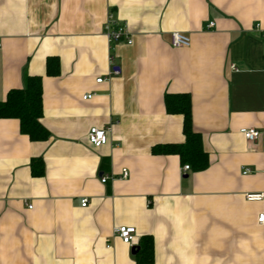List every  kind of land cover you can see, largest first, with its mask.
I'll use <instances>...</instances> for the list:
<instances>
[{
	"label": "crops",
	"instance_id": "obj_1",
	"mask_svg": "<svg viewBox=\"0 0 264 264\" xmlns=\"http://www.w3.org/2000/svg\"><path fill=\"white\" fill-rule=\"evenodd\" d=\"M109 16L130 44L110 42ZM26 76L41 78L48 138L0 117V264H264V0H0V102ZM175 93L190 96L201 170L152 152L184 141ZM92 126L110 127L105 144ZM121 225L151 237L152 262Z\"/></svg>",
	"mask_w": 264,
	"mask_h": 264
},
{
	"label": "trees",
	"instance_id": "obj_2",
	"mask_svg": "<svg viewBox=\"0 0 264 264\" xmlns=\"http://www.w3.org/2000/svg\"><path fill=\"white\" fill-rule=\"evenodd\" d=\"M49 72V71H48ZM165 109L168 113H179L183 117L181 143H164L152 147L156 154H177L180 163L188 164L192 170H201L208 164V155L202 145L200 133L193 130L190 110V96L187 93L166 94ZM42 86L40 76H26L21 88L7 92L6 99L0 102V117L17 118L20 131L31 140H45L48 131L40 123L42 116ZM33 174H43V164L32 169ZM138 250L134 254L138 263L152 262V240L149 235L141 237Z\"/></svg>",
	"mask_w": 264,
	"mask_h": 264
},
{
	"label": "built area",
	"instance_id": "obj_3",
	"mask_svg": "<svg viewBox=\"0 0 264 264\" xmlns=\"http://www.w3.org/2000/svg\"><path fill=\"white\" fill-rule=\"evenodd\" d=\"M214 26L213 22H209L206 27L210 28ZM104 31L110 42H116V41H123L127 44H130L132 40L130 39V35L126 29V27L120 23H118L116 20H114L111 16H109L108 20L104 24ZM190 37L184 33L173 31L171 33V45L173 47H187L190 45ZM232 68L234 66L232 65ZM118 70L116 68L112 69V73H117ZM96 82H101L102 78L99 77L95 80ZM91 94H85L83 95V98H90ZM110 130V127H96L92 126L89 128L87 132V139L89 143H91L93 146L98 147L103 144H105L108 141V132ZM241 133L243 134L244 138L248 141L255 140L260 132L257 129H241ZM190 169L188 164H184L181 167L182 173H185ZM249 170L245 168L242 172L247 173ZM127 176V170L124 168L122 169L121 177ZM108 179L107 175H104L100 178L101 182H105ZM247 200H259L262 197L261 193H250L245 195ZM88 200L87 198H83L81 200V206H85L87 204ZM30 208L31 205H28ZM257 222L261 225H264V212L259 213L257 215ZM114 233L119 236L121 241L130 247L137 245V236L135 228L132 226H117L114 227Z\"/></svg>",
	"mask_w": 264,
	"mask_h": 264
},
{
	"label": "water",
	"instance_id": "obj_4",
	"mask_svg": "<svg viewBox=\"0 0 264 264\" xmlns=\"http://www.w3.org/2000/svg\"><path fill=\"white\" fill-rule=\"evenodd\" d=\"M137 250H138V246L137 245L131 247L132 254H135Z\"/></svg>",
	"mask_w": 264,
	"mask_h": 264
}]
</instances>
